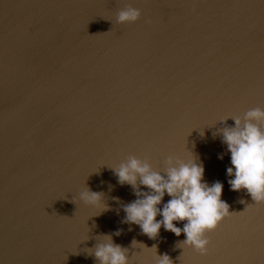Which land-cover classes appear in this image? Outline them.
Listing matches in <instances>:
<instances>
[{"label":"water","instance_id":"1","mask_svg":"<svg viewBox=\"0 0 264 264\" xmlns=\"http://www.w3.org/2000/svg\"><path fill=\"white\" fill-rule=\"evenodd\" d=\"M127 7L139 19L118 23ZM255 107L261 0H0V264H98V236L117 229L129 264L165 253L173 264H264V203L230 189V154L213 137L219 120ZM130 155L161 174L169 155L194 156L205 181L223 182L232 213L205 234L206 255L184 233L149 238L121 223L136 197L110 167ZM86 186L106 210L78 199Z\"/></svg>","mask_w":264,"mask_h":264},{"label":"clouds","instance_id":"2","mask_svg":"<svg viewBox=\"0 0 264 264\" xmlns=\"http://www.w3.org/2000/svg\"><path fill=\"white\" fill-rule=\"evenodd\" d=\"M140 10L127 7L117 13L118 23L135 22ZM234 125H227L228 118ZM221 119L223 127L213 133L230 154V166L226 168L228 184L232 191L245 189L255 203H264V109L255 107L243 116H229ZM224 153L218 154L223 159ZM163 173L147 161L134 155L112 168L117 182L131 186L133 201L122 205L125 213L121 223L138 225L143 234L155 238L163 227L176 236L184 233L182 241L201 255L207 254L209 240L206 233L214 230L220 221L229 216V204L222 200L224 184L217 180L211 184L204 180L203 162L194 156L180 159L169 155ZM143 186V188H141ZM103 193L91 191L87 186L79 193L78 199L84 204L107 209ZM167 195L170 199L164 201ZM117 201L119 198H114ZM243 202V201H241ZM162 205V207H161ZM119 211V210H118ZM160 216L161 219H157ZM176 222L186 221L183 227ZM123 230L98 236L91 253L98 264H129L128 249L113 242L112 236H119ZM157 255V252H156ZM156 264H173L165 253L157 255Z\"/></svg>","mask_w":264,"mask_h":264},{"label":"snow or ice","instance_id":"3","mask_svg":"<svg viewBox=\"0 0 264 264\" xmlns=\"http://www.w3.org/2000/svg\"><path fill=\"white\" fill-rule=\"evenodd\" d=\"M185 2H190V3H193L195 5L198 2V0H185ZM261 4L264 5V0H261ZM244 211H247V210H244ZM218 227H219V224L217 225V227L215 229H217ZM214 230H212V231H214ZM209 242H210V240H209ZM184 254H185V250L183 249L181 256H183ZM144 255H148V253H144ZM204 255H206V254H204Z\"/></svg>","mask_w":264,"mask_h":264}]
</instances>
